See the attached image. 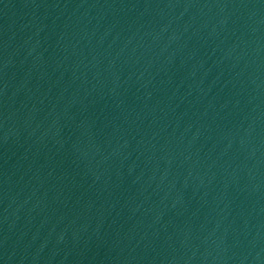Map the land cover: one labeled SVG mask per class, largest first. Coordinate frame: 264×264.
I'll return each instance as SVG.
<instances>
[{
	"label": "water",
	"instance_id": "1",
	"mask_svg": "<svg viewBox=\"0 0 264 264\" xmlns=\"http://www.w3.org/2000/svg\"><path fill=\"white\" fill-rule=\"evenodd\" d=\"M0 264H264V0H0Z\"/></svg>",
	"mask_w": 264,
	"mask_h": 264
}]
</instances>
